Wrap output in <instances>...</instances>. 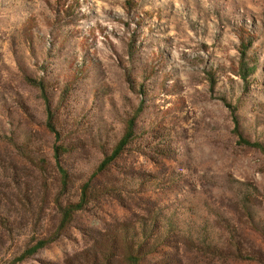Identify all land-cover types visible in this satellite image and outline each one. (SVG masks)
I'll list each match as a JSON object with an SVG mask.
<instances>
[{
  "label": "rangeland",
  "instance_id": "obj_1",
  "mask_svg": "<svg viewBox=\"0 0 264 264\" xmlns=\"http://www.w3.org/2000/svg\"><path fill=\"white\" fill-rule=\"evenodd\" d=\"M133 120L94 200L19 264H77L147 215L173 243L144 264H264V0H0V264L58 224L54 147L75 201Z\"/></svg>",
  "mask_w": 264,
  "mask_h": 264
},
{
  "label": "trees",
  "instance_id": "obj_2",
  "mask_svg": "<svg viewBox=\"0 0 264 264\" xmlns=\"http://www.w3.org/2000/svg\"><path fill=\"white\" fill-rule=\"evenodd\" d=\"M243 56L240 76L247 79L254 69L248 67V63L245 61V52H243ZM37 84L42 90L44 89L42 83ZM46 101L48 100L46 99ZM47 104L49 106L48 102ZM229 106L231 107V105ZM53 118L54 113L49 106L46 125L54 133L58 142L60 134L53 124ZM133 123L134 120L128 124L126 134L113 149L112 153L104 158L90 178L82 185L79 198L75 201L70 198L63 199V196L69 191L70 185L69 172L61 160L62 154L66 151L62 146L56 145L54 147L55 166L60 175L62 186L61 193L57 195L54 201L55 210L59 217L58 224L51 234L32 237L21 253L2 264L22 263L49 244L57 241L65 233L72 225L76 215L86 210L88 205L94 200L93 193L96 190L95 188H97L95 180L122 155L125 147L133 138L135 133ZM237 132L242 143L249 146H258V143L250 141L241 132ZM147 216H136L128 221L118 222L104 232L95 235L91 244L77 252L74 257L77 260V264H144L150 256L158 254L165 246H172L173 235H168L170 231L167 230V225L169 227L172 226V222L169 221L167 224L165 223L166 225L159 227L158 219H152V217L149 218ZM164 227L166 229L163 230Z\"/></svg>",
  "mask_w": 264,
  "mask_h": 264
}]
</instances>
